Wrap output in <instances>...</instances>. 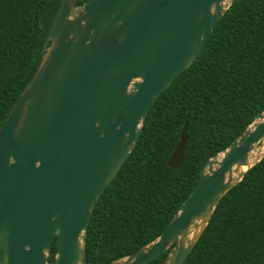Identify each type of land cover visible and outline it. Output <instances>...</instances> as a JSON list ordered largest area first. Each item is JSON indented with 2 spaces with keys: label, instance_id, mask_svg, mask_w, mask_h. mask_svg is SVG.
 Masks as SVG:
<instances>
[{
  "label": "water",
  "instance_id": "95a60500",
  "mask_svg": "<svg viewBox=\"0 0 264 264\" xmlns=\"http://www.w3.org/2000/svg\"><path fill=\"white\" fill-rule=\"evenodd\" d=\"M64 0L35 75L0 128V264H88L96 203L162 92L236 0ZM188 124L168 165L179 168ZM264 158V110L210 157L165 230L109 264H184L222 198Z\"/></svg>",
  "mask_w": 264,
  "mask_h": 264
},
{
  "label": "trees",
  "instance_id": "16d2710c",
  "mask_svg": "<svg viewBox=\"0 0 264 264\" xmlns=\"http://www.w3.org/2000/svg\"><path fill=\"white\" fill-rule=\"evenodd\" d=\"M63 1L0 0V128L39 68ZM263 110L264 0H236L196 61L160 94L134 150L96 203L88 264H109L157 238L207 160ZM185 124V158L172 168ZM56 253L57 239L49 264ZM167 254L147 264H163ZM184 264H264V158L222 198Z\"/></svg>",
  "mask_w": 264,
  "mask_h": 264
}]
</instances>
